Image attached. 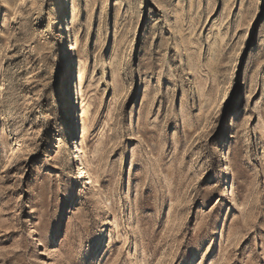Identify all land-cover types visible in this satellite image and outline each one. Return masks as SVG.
<instances>
[{
  "label": "rangeland",
  "instance_id": "1",
  "mask_svg": "<svg viewBox=\"0 0 264 264\" xmlns=\"http://www.w3.org/2000/svg\"><path fill=\"white\" fill-rule=\"evenodd\" d=\"M71 4L0 0V264H264V0Z\"/></svg>",
  "mask_w": 264,
  "mask_h": 264
},
{
  "label": "bare ground",
  "instance_id": "2",
  "mask_svg": "<svg viewBox=\"0 0 264 264\" xmlns=\"http://www.w3.org/2000/svg\"><path fill=\"white\" fill-rule=\"evenodd\" d=\"M65 1L67 3H69V5H68L69 6L68 7V11L72 12V10H73V4H71V0H65ZM60 2H63V0H60ZM70 14L71 13H69L68 25L66 27V30L68 31V41L62 40L61 46H62V49H65V53H68L69 51H73L74 52V55L71 57L72 60H71V62L68 65V70L67 71L69 72V74L71 73L72 62H73V60H75L76 61V64H75V74H74V77L76 79V93L79 95V92H80L81 89L78 88L79 86L77 85V80H78L77 78H79L81 76V73H82V70L83 69H82V66H81V64H80V62L78 60L77 54H76V43H75L74 38H73L74 35L72 34V31H71V29L69 27V24H70L69 23V21H70L69 20L70 19ZM62 30H64V29H62ZM67 42L69 43V45H68ZM80 95H82L81 92H80ZM77 107H78V109H77L78 110V112H77V118H78L77 125H79V128H80L81 127V124H84L82 122H84V118L86 116V110H87V108H86L85 103H83V100L80 103H78V106ZM70 109L71 108L69 107V111L67 112V114L71 118V114L72 113H71V110ZM131 126H132V121H131V123L129 122V125L127 127L130 128ZM72 145H73L72 148L74 149V152L73 153L76 154V158H77V162H78V170H79V173L80 174H86V172H85V161L86 160L84 161V158L82 156L83 150H81L79 141L76 140L75 142H73ZM85 183H86V181H85ZM98 241H99V244H97L98 246L96 245L97 248H95L94 250L98 249V247L101 244H103V234L101 235V238H99L96 241V243ZM98 251H99V249L97 250V252Z\"/></svg>",
  "mask_w": 264,
  "mask_h": 264
}]
</instances>
